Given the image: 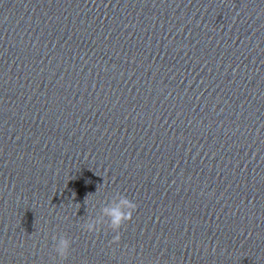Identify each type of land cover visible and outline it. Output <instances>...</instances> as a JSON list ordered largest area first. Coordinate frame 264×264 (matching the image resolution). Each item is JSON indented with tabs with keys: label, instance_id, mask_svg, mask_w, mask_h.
Masks as SVG:
<instances>
[{
	"label": "water",
	"instance_id": "water-1",
	"mask_svg": "<svg viewBox=\"0 0 264 264\" xmlns=\"http://www.w3.org/2000/svg\"><path fill=\"white\" fill-rule=\"evenodd\" d=\"M0 264H264V0H0Z\"/></svg>",
	"mask_w": 264,
	"mask_h": 264
},
{
	"label": "clouds",
	"instance_id": "clouds-1",
	"mask_svg": "<svg viewBox=\"0 0 264 264\" xmlns=\"http://www.w3.org/2000/svg\"><path fill=\"white\" fill-rule=\"evenodd\" d=\"M137 206L129 199L124 197L120 200L119 204L112 208H105L104 214L109 218L110 228L113 232L119 233V230L128 222H131L133 213L136 211ZM84 230L88 233H95L98 231L96 223H88L85 225ZM120 236L117 234L113 238V243H119ZM71 242L64 237L59 238L55 246V253L61 259H67Z\"/></svg>",
	"mask_w": 264,
	"mask_h": 264
}]
</instances>
